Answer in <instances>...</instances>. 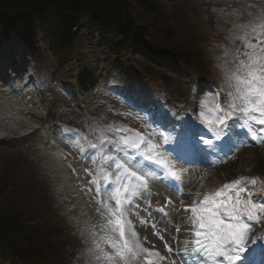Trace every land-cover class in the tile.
<instances>
[{
	"label": "rangeland",
	"instance_id": "374dc122",
	"mask_svg": "<svg viewBox=\"0 0 264 264\" xmlns=\"http://www.w3.org/2000/svg\"><path fill=\"white\" fill-rule=\"evenodd\" d=\"M260 1L152 0L156 12L145 9L135 0H130V3L134 16L147 27L149 41L155 47L167 50L169 53L183 50L190 64L191 72L195 73L194 78L215 79L222 87L225 85V69L229 66L224 58V52L233 48H242V44L236 39L237 36L241 35L238 26L249 21L256 22L257 17L264 15V0H262V4ZM81 30L86 33L81 32V41L78 42L77 49L74 46L69 48L61 65L58 62L61 55L56 56L47 52L45 45L40 43L41 39H38V47H42L43 54L39 53L38 57L33 55L30 58L31 72L38 75L35 78L38 82L39 94L34 98L37 103L35 105L32 102L22 104L28 107L24 115L32 119L33 123L30 126L34 127V131L19 139L0 141V173H4L3 168L5 166L9 174L10 186L0 196V210L10 212L16 207L15 209L19 211L22 219L30 220L31 229L34 225L38 228L41 227L40 216L36 213L39 198L41 199L40 202L49 203L52 197L56 198V195L64 194L63 197L67 205L69 207L73 205L76 213L82 215L77 204L72 201L70 192L63 189L60 181L53 177L55 171L50 169L48 165L46 149L42 144L47 135V130L50 131V120L52 119H57L56 122L60 120V123L64 125L69 122L76 127L85 129L95 124H104V122L99 121L101 117L98 112L103 110L106 100L108 116L105 117H113L112 114H116L115 109L109 104L116 105L117 101L110 96L111 92L107 89L109 81H114L111 79L113 70L120 67L118 70L122 72L123 76L129 75L124 80L120 77L121 72L115 77L119 81L115 82H121L123 85L150 87L154 85L150 80L153 79L155 83L164 88L159 91L161 104L170 110L175 107L178 113L188 111L195 114L200 108L198 117H200L201 111L211 116L210 111L201 108V102L207 101L208 108H211L214 104L215 95L219 91L214 88V85L203 83L199 89H196L200 95L199 105H175L170 98L185 102L192 92L191 87H189L192 85V73L186 71L184 66H175L169 56L159 55L157 58L151 56L145 49H139L141 52L134 49L127 55L116 54L104 46V40L98 33L95 35V26L92 25L86 29L81 28ZM16 58H18L17 62L20 61V56H16ZM55 65L61 74L55 71ZM134 68H137L141 74H144L143 71H148L150 76H135L133 75ZM4 75L7 76L5 73ZM95 85L97 87L91 91ZM65 87H69L72 92L68 94ZM154 95H158L156 87L151 90V96L155 97ZM15 98L19 99L20 97L17 95ZM223 99L224 96L221 94L220 101L223 102ZM196 101L198 103V99ZM79 102L86 105V108L82 109ZM73 104H77V106ZM89 110L90 114L88 115ZM238 123L239 121L231 122L233 126ZM234 127L238 132H241L237 146L239 151L217 162L215 168L206 167L202 173L200 171L198 176L192 177L191 181L188 182L190 184L188 187L192 191L194 189L196 191H193L190 197L195 196L197 192L203 193V189L211 181L214 183V188L221 189L222 184L239 180L241 186L254 190L258 194L262 193L259 188L264 187V143L257 144L251 136L246 134V130L238 126ZM257 127L261 126L258 125ZM52 130L58 131L54 128ZM59 135L63 136L61 137V146H57L55 142L50 146L52 150H57L60 159L61 149L67 154L68 148L73 147L69 140H64L68 134ZM90 135L95 138V134ZM163 150L170 157L164 144ZM249 155L261 157V160L254 164L247 158ZM170 158L172 159V157ZM60 161L69 171L73 169L72 158L67 157L66 160L60 159ZM204 173H208V175ZM40 174H45L48 178V186L43 192H40V188L37 189L36 186ZM185 178L188 179V177ZM252 178L257 180L255 185L248 183V180ZM199 183L200 186H198ZM205 183L207 184L203 185ZM225 191L232 190L227 189ZM261 198L264 201V195ZM7 200L11 203L7 204ZM55 205L60 206L58 202H55ZM50 215L56 219L53 212H49L48 216ZM174 217H176L174 223H178L179 227L182 226L181 215L176 214ZM65 218L67 219V217ZM36 233L37 231H35ZM150 250H157L161 255L166 256L161 246H154ZM69 260L70 256L67 255L64 259H60V264H67L66 262ZM163 262L165 263V261ZM1 263L2 261H0Z\"/></svg>",
	"mask_w": 264,
	"mask_h": 264
},
{
	"label": "snow or ice",
	"instance_id": "6c2138e0",
	"mask_svg": "<svg viewBox=\"0 0 264 264\" xmlns=\"http://www.w3.org/2000/svg\"><path fill=\"white\" fill-rule=\"evenodd\" d=\"M238 27L241 35L236 39L242 48L224 52L229 64L224 73L225 85L216 93L211 108H208L207 101L201 102V108L210 111L211 116L201 111L199 119L217 139L227 135L230 122L239 121L234 126L246 130V134L260 144L264 143V15L257 17L256 22L249 21ZM221 94L224 96L223 102L220 101ZM94 132L96 142L90 141L87 136L69 141L73 148L79 150L82 158L85 144L95 149L99 156V159L88 157L93 167L84 169L91 177L89 184L94 186L96 194L93 197L97 205L95 211L102 221L90 229V264H161L162 261L176 264L175 260L168 259L159 251L144 247L131 219L141 208L137 199L150 191L151 181L167 180L183 184V175L188 170L178 167L177 162L163 150V144L171 139L170 135L161 133L157 140L154 131L141 132L114 125L97 127ZM107 133H112L115 138ZM201 142L206 145L212 143L203 138ZM105 144L112 145L114 151L105 150ZM129 149L140 157V161L156 165L162 172L158 174L145 169L135 156L129 155ZM235 150L239 151V147ZM248 183L255 185L257 180L252 178ZM106 185L111 186L107 191ZM227 189L232 191H225ZM92 190L90 187L89 191ZM177 191L182 192V188ZM257 194L236 180L225 183L221 189L210 194L204 193L202 198L201 193L197 192L196 199L190 204L185 205L181 200L179 212H190L187 219L190 227L183 231L192 237L182 242L181 251L185 255L201 253L211 264H236L241 260V254L247 251L249 233L253 229V225L247 221L257 224L264 221V202H254ZM168 206L176 208L174 202L166 197L165 206L157 211L167 216L165 209ZM139 222L149 223L148 220ZM150 226L155 230L153 234L163 240L157 224L151 223ZM176 231L180 232L181 228L176 226ZM165 248L168 253L173 252L167 242Z\"/></svg>",
	"mask_w": 264,
	"mask_h": 264
},
{
	"label": "trees",
	"instance_id": "16d2710c",
	"mask_svg": "<svg viewBox=\"0 0 264 264\" xmlns=\"http://www.w3.org/2000/svg\"><path fill=\"white\" fill-rule=\"evenodd\" d=\"M135 1L156 12L152 0ZM35 16L42 19L46 43L56 53H63L75 41V28L82 16L101 17L105 23L104 35L118 32L122 40H112L118 48L123 49L132 39L148 35L147 27L134 16L130 0H0V27L5 31L25 28L31 36L34 28L31 21ZM175 53L180 58L186 55L183 50ZM2 179L0 176V194ZM14 217L13 213L0 217L1 235L10 238L8 230L20 226ZM6 242L10 243L7 237Z\"/></svg>",
	"mask_w": 264,
	"mask_h": 264
},
{
	"label": "bare ground",
	"instance_id": "6f19581e",
	"mask_svg": "<svg viewBox=\"0 0 264 264\" xmlns=\"http://www.w3.org/2000/svg\"><path fill=\"white\" fill-rule=\"evenodd\" d=\"M11 54V51H7L6 54H3L1 57V64H8L10 58L8 57ZM24 93V91H23ZM23 99V102H27L35 105L33 99H27L25 96H20ZM13 97L8 88L0 81V139L5 138H14L21 137L27 133H30L33 129L30 126L33 121L29 119L26 114L28 107L22 105L23 102L20 99ZM46 156L48 158V164L53 168L57 173L60 174L63 179L64 184L71 190L74 196H77L79 203L83 205L85 203V198L82 195V192L76 188L74 189L73 184L70 179H68L67 172L61 166V162L57 161L53 153L51 152L50 147H45ZM262 155V153H261ZM254 162V164L261 160V157H253L249 155L247 157ZM264 158V156H263ZM16 161V160H15ZM19 162V161H16ZM20 163V162H19ZM208 190H211V187H208ZM193 199L196 197H191L187 201V204H190ZM185 204V203H184ZM185 204V205H187ZM189 213H183L184 224L187 223V215Z\"/></svg>",
	"mask_w": 264,
	"mask_h": 264
}]
</instances>
